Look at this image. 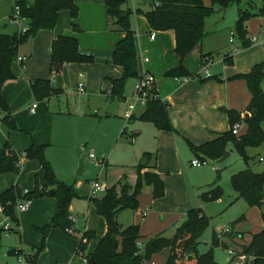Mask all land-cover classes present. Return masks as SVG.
<instances>
[{
  "label": "rangeland",
  "instance_id": "obj_1",
  "mask_svg": "<svg viewBox=\"0 0 264 264\" xmlns=\"http://www.w3.org/2000/svg\"><path fill=\"white\" fill-rule=\"evenodd\" d=\"M13 1L0 0V32L8 33L19 27L18 22L21 27L26 26L25 19L10 20L9 12ZM25 1L32 2L33 0ZM254 1L256 7L249 8L251 15L245 21L246 38L249 40L257 35L263 45L250 43L238 52L231 53V47L240 46L241 42L234 33V26L238 19L237 6L230 4L226 8H221L217 4H212L211 0H202L205 6L213 7V12L204 19V38L184 58L183 65L191 74L188 79L204 82L205 65L200 62L202 59L199 58V54L200 52L202 54L211 52V60L207 63V70L211 77L207 80L219 83L233 81L230 85H232L234 95L229 96L230 90H224L223 87H205L192 89L185 97H178L177 104L172 110L174 123L186 131L193 132V135L191 133L190 135L196 140L205 138L202 141L204 142L207 134L210 136L208 132L211 130L210 127L220 131H226L230 127L226 112L210 109L211 101L227 100L236 106L225 105V107L235 109L240 114H243L244 110L246 111L249 93L245 81L242 79L229 80L228 77L248 71L252 64L264 62V16L257 13L260 0ZM152 4L153 0H126L122 7L132 10L129 20L131 28L135 31L138 68L141 70V54L144 53L149 58L147 66L152 68L154 74L159 75L157 80H160L161 77H166L164 74L168 70L179 64V58L173 49L172 30H151L155 33L156 39L149 41L148 31L150 28L144 18V13L151 9ZM19 29L21 28H17V31H20ZM115 29V33L120 36L118 28L115 27ZM230 37L233 39L232 44L228 42ZM42 45V39L34 37L19 45L17 52L18 54L34 52L33 64L41 74L39 76L49 75L50 77V58L48 64L43 65L42 56H37ZM226 53L232 54L231 60H226ZM14 62L16 63V60ZM28 62L29 58L27 64ZM15 69L22 72L18 63ZM198 74L200 77L197 76ZM167 77V79L173 78ZM133 86V79H128L124 84L122 97L104 93L77 94L73 89L72 92L67 93V97H62L59 100V110L55 109L53 112L61 115H54V134L47 149V158L52 160L53 169L56 170L58 179L75 188L76 182L80 180L81 189L79 191L85 192L89 188L90 181L106 182L107 170H113L115 165L135 166L141 162L143 153H152L150 162L154 161V157L159 159L161 179L164 182V195L160 198H153L151 186L143 184L138 196V207L135 210H122L118 214L117 220L120 226L122 228L130 225L138 226L140 237L136 243L141 242L144 245L147 240L162 231H164L165 237H171L174 234L176 222L185 219L188 210L200 208L208 218V227L198 239V253H204L210 249L211 234L216 231L220 243L212 248L216 264H244L245 259L241 257L244 246L250 243L252 235L259 232L263 225L261 211L264 210V197L260 207L251 206L241 198L236 199L237 194L231 187L230 177L246 168L254 172L263 171L264 144L247 148V162H244L242 156L229 145L227 149L230 151V155L222 162L207 159L206 164L193 167L190 162L197 157L189 146V142L193 141L188 137L183 135L184 139L182 134L176 135L169 133L173 131L166 130L161 131L168 133H159V129L152 123L138 118L131 122L124 119L123 114L131 102ZM261 87L264 90V79L261 82ZM104 88H106L105 85L102 86L103 90H105ZM109 90L111 91V88ZM194 91H196L195 95H193ZM40 101L38 100V102ZM32 102L34 103V100ZM141 110L142 107H136L134 113L137 114ZM170 122L173 126L172 120ZM261 126L264 130V121ZM136 132V141L132 144L128 137ZM161 149L163 151H159ZM91 151L95 154L96 159L103 158L102 164H97L96 159H91L88 156ZM79 159L84 161V172L81 176L76 175ZM212 167L216 171H212ZM11 175L17 176L13 173ZM215 186H219L221 190V194L217 198L203 199L201 197L202 194L212 190ZM71 204L76 226L83 231L84 221L88 216L86 224L92 227V230L99 236L104 229V220L91 207H89L91 212L88 213L86 198H74ZM144 210H147L145 217L141 214ZM226 227L229 228L228 231H225ZM59 231L62 233L61 230H58V233ZM55 235L56 237L52 238L53 241L50 244L48 239H44V246L41 243L39 247L31 246L28 243L16 244L13 236H2L0 264L17 263V256L9 253L12 248L22 249L25 253H34L38 248H41L38 255L39 263L50 262L54 256H58L60 261L58 260L59 262L56 263L52 261L50 264H60L61 262L68 264L67 257L71 248L68 244L66 247L60 248L58 243L62 240L58 234ZM72 238L76 239L75 236ZM33 239L38 240L37 237L34 238V235ZM168 253L169 249L163 248L142 264H163ZM76 259L77 261L75 260L72 264H82L78 258ZM179 264H193V262L183 258Z\"/></svg>",
  "mask_w": 264,
  "mask_h": 264
},
{
  "label": "trees",
  "instance_id": "obj_2",
  "mask_svg": "<svg viewBox=\"0 0 264 264\" xmlns=\"http://www.w3.org/2000/svg\"><path fill=\"white\" fill-rule=\"evenodd\" d=\"M125 1L103 0L110 24L123 33L111 53L112 63L122 68V74L119 78L111 79L110 95L119 97H122L124 84L128 79L140 77L137 69L135 31L131 28L129 20L132 10L122 7ZM157 1L159 5L146 11L144 18L151 30H172L175 39L174 52L179 58V64L168 70L165 75L173 78H189L191 74L184 67L183 60L204 38V19L212 14L213 7L205 6L202 0ZM211 2L221 8H226L230 4L237 6L238 19L234 26V33L240 39L243 47H247L249 40L246 38L245 21L251 15L249 8L256 7L255 1L211 0ZM15 5L19 7V17L26 20V26L24 30L19 29L20 31L11 34L0 33V104L4 109H7V106L1 96V87L6 80L15 78L12 64L17 57L19 45L32 39L40 30L53 29L59 12L62 10L68 12L73 30H79L78 24L74 22L78 15V7L73 0H33L32 2L17 0L12 6L11 19H13ZM257 13L264 16V0H260ZM211 54L209 52L201 56L202 64L205 65L210 61ZM49 58L51 74L58 72L64 63H90L93 61L91 55L80 51L77 39L71 35H58L52 40ZM228 79L245 81L250 95L246 108L249 115L242 117L236 110L222 108L227 114L229 129L200 145L189 142V146L194 154L201 156L200 159L217 161L231 145L242 156L244 162H247V148L264 144V130L261 126L264 121V90L261 87V82L264 79V62L255 63L248 71L236 73ZM29 88L36 100L49 98L59 92L58 89L53 88L50 79L44 78L29 80ZM155 93H157L156 89ZM137 118L152 123L159 130L174 131L169 119L167 103L160 97L149 99ZM235 122L244 123L243 130L238 135L231 131ZM3 123L11 130L17 128L14 120L10 117H6ZM45 147L46 145L39 144L32 139L31 144L20 154L11 149L7 141L4 143L0 149V174H17L22 168L23 158L25 160L34 159L42 167L47 186H40L36 182L32 190L23 191L15 185L0 193V201L10 202L7 210L19 223L14 212L15 201L21 197L33 200L38 197L50 196L47 187H53L55 191L51 196L56 199L58 211L47 225L38 230L43 233L44 238L51 228H57L69 235L72 233L73 226L69 206L71 201L79 196V193L73 185H67L55 177L53 169L45 157ZM151 154L143 153L138 165L113 167V170H107L105 192L87 197L95 207L96 213L104 219L105 233L99 238L94 249L87 252V245L90 240L95 238V233L89 230L83 231L78 238L76 254L81 256L87 264H142L151 255L158 253L163 248H168L169 253L163 264H179L183 258H186L187 261L192 260L193 264H216L212 255V248L220 244L216 231L211 234L210 249L204 253L197 251L198 239L208 227V218L200 208L188 210L185 219L175 227L171 237H165L164 231L159 232L144 243L142 250L136 243L140 237L138 226L130 225L124 228L120 226L117 220L118 214L122 210H135L138 207V196L143 184L151 186L153 198H160L164 195V182L157 173L152 171L141 173L144 168L154 167V163L149 165ZM117 168L123 170L120 171ZM129 171L135 175L132 183L126 179ZM116 172L120 173V176L113 182V173ZM230 184L237 194L236 199L241 198L251 206H261L264 197V170L261 172H254L249 168L240 170L231 175ZM220 194L219 186H215L212 190L202 194L201 197L214 199ZM261 219L263 224L261 230L252 235L250 243L244 246L242 253L253 257L251 264H264V210L261 211ZM1 238L0 232V241ZM15 250L12 248L9 253L12 255ZM40 251L41 248H38L30 254L28 264H37L36 259ZM244 264H248V262L245 261Z\"/></svg>",
  "mask_w": 264,
  "mask_h": 264
},
{
  "label": "crops",
  "instance_id": "obj_3",
  "mask_svg": "<svg viewBox=\"0 0 264 264\" xmlns=\"http://www.w3.org/2000/svg\"><path fill=\"white\" fill-rule=\"evenodd\" d=\"M15 1L16 0L13 1L12 6ZM73 1L76 3L78 7V15L74 19V22L78 24L79 30H73L71 26V18L69 17L68 12L66 10L60 11L57 22L53 29L40 30L34 36L35 38L40 37L43 41L41 51L38 50L37 56H40V55L42 56L41 58H42L43 65L48 64V59L50 57V45H51L52 40L56 38L58 35H71L77 39L80 51L82 53L91 55L93 57V61L90 63H64L61 66L60 70L56 72L55 74H51L50 77L49 75L39 76L41 74L38 72V70L33 64L34 52L29 51L28 53L26 52L25 54H18L17 52V56L25 57V59L22 62H19L15 59L16 63L13 62L12 64V71L15 75V78L6 80L1 87V96L7 106L9 117L14 120L17 128L14 130H11L4 123L0 124V149L3 147L4 143L7 141L11 149L21 154L31 144L32 139H34L37 143L46 145L45 157L48 160L47 149L50 146V143L52 141V137L54 134L53 133L54 115L60 114V113H55L53 111L55 109L59 110V105H58L59 100L62 97H67L68 95L67 93L72 92L73 89H75V92L77 94L91 95V94H97V93H104V94L110 95L109 89L111 88V79L119 78L122 74V68L112 63L111 53L115 46V43L123 36V33L119 31L120 36H118L115 33L116 29L109 22V19L105 12V6H104L103 0H73ZM154 1L155 0H153V2ZM12 6L10 8L9 18L11 15L10 13L12 12ZM152 7H153V4L151 5V8ZM10 20H13V19L10 18ZM17 28L11 30L7 34L16 32ZM151 32L152 31L150 28L148 31V39L149 41H154L156 39V35L154 36V39H150L149 33ZM0 33H4V32H0ZM254 37H256V40L251 41L249 39V44L254 43V44L263 45L262 41H259V38L257 35H255ZM173 38H174V34H173ZM228 42L232 44L233 39L230 37L228 39ZM174 45H175V39L173 42V49H174ZM239 45L240 46H232L231 53H236V51L238 52L239 50L244 48L241 42L239 43ZM231 53L225 54L227 61L232 59ZM202 55L203 54L200 52L199 54L200 59ZM144 56H145L144 53L141 54V57H144ZM28 58H29V62L27 64ZM200 62L203 63L202 60ZM17 63L20 69L22 70V72H19L18 70L15 69ZM148 63H149V60L148 62L142 61L141 70L138 68V65H137V69H138L139 75L144 72H150L153 74L154 79H155V89L157 93L160 94L159 95L160 98L165 103H167V111L169 114V119L170 121L172 120V123L174 126L173 127L174 131L169 132V133L176 134V135L182 134L181 136L183 138L184 136H186L190 140H192L193 141V142L191 141L192 144L200 145L208 140L215 138L216 136H218L219 133L224 132V131L216 130L210 127L211 130H208V132L210 133V136L209 134H207L208 139L206 138L204 142L202 141L205 138H200L199 140H196L190 135V133L193 135V132L186 131L174 123L172 110L177 104L176 100L178 99V97L180 96L185 97L187 93L192 89L196 90V89H201L205 87H209V88L223 87L224 90L225 89L230 90L229 96L230 95L232 96L234 94L232 92L233 90L232 85L230 84L233 81H226L223 83L222 82L219 83L213 80H207L208 78L211 77V74L209 72H208L209 76L204 77L203 79L204 82H198L191 78L190 79L183 78L179 80V79L170 77L173 80L167 79L168 77L165 74L164 75L167 78L161 77L160 80H157V76L159 75L154 74V72L152 71V68L147 66ZM252 65H250V67ZM197 76L200 77L199 74ZM39 77H49L45 79H50L51 85L53 86V88H56L59 90L57 94H53L49 98H45L43 99V101L41 100L40 102H38V100H36L33 97V94L29 88V80L39 78ZM136 79H133L134 83ZM78 83L83 84V87H84L83 93H79L77 91ZM104 85L106 87L104 88L105 90L102 89V86ZM195 92L196 91L193 92V95H195ZM249 99H250V95H249ZM33 100H34V103H36V106L32 109ZM225 105L230 106V107L236 106L235 104L228 102L227 100H224V101L213 100L210 102L209 107L212 110H216V111L218 110L221 112L222 108L230 109V108L225 107ZM143 110L144 108H142V110L139 113L137 114L134 113V115L130 118V122L133 119L137 118L142 113ZM60 112L62 111L60 110ZM246 113L249 115V113L245 110L243 114H240V115L243 117L245 116ZM158 131L159 133L164 132L161 130H158ZM164 133H168V132H164ZM132 134L136 135L137 132L132 133ZM135 141H136V137L134 141L130 143L133 144L135 143ZM159 151H163V150L161 149ZM196 157L197 159L201 158V156H197V155ZM22 160H23L22 168L16 174L17 175L16 177L12 176L11 173L0 174V193H2L6 189L12 186H15V185L18 186L23 191L32 190L36 182L40 186H43V185L47 186L46 181L44 180L43 170L39 162L34 159L25 160L23 158ZM48 161L53 169L54 167H53L52 160L49 159ZM154 161L149 162V165L154 163V167L144 168L141 170V173L144 171H152V172L157 173L161 178V170H160V163H159L158 157H155ZM115 166L122 167L123 165H115ZM191 166L199 167V166H194L192 164ZM123 167H132V166H123ZM117 169L118 170L120 169V171L123 170L121 168H117ZM211 169L212 171H216L214 167H212ZM53 172H54L55 177L58 179L55 169H53ZM119 176H120V173L118 172L113 173V182L116 179H118ZM134 178H135V175L131 171H129L127 173L126 179L130 183H132L134 181ZM59 181L63 182L62 180H59ZM80 182H81L80 180L76 182L75 184L76 188L74 187L79 193V196L76 198H86L87 204H88L87 205L88 213L91 212V209L94 210V212H96L93 204H91L87 199L88 190H86L85 192L79 191L81 189L80 188L81 186H79ZM50 188H53V187H50V186L47 187L48 193H49ZM49 194L50 196L34 198L33 200H31L30 204L28 205L25 211L18 213L19 233L14 236V240L16 236H19V244L28 243L31 246L39 247L41 246V243L43 245L44 239H48L47 241L50 244V242L53 241L52 238L56 237L55 234H58L62 240L60 243H58L59 247L60 248L66 247V245L68 244L71 248V250L69 251L68 257H67L68 264H72L75 260L77 261L76 258H78L82 262V264H87L83 258L78 257L75 254V250L78 244V238L80 237L83 231L89 230V231H93L94 233L95 231L92 230L93 229L92 227L86 224L88 216L87 217L85 216L86 219L84 221L85 223L83 225V231L78 226H76L75 224L76 222L72 215V204H70L69 206L70 217L73 218V226H72L73 231L71 234L67 235L64 232L61 233L60 231L58 233L59 229L51 228L49 229V231L47 232L44 238L43 233L40 230H38L40 228H43L45 225H47L51 221L52 217L58 211L56 199L51 196L54 193L53 194L49 193ZM89 207H91L90 210H89ZM141 214L143 217H145L147 215V210L142 211ZM98 216L102 218L100 215ZM182 221L176 222L175 227H177ZM30 226H31V229H30ZM105 230H106V224L104 221V229L102 230L99 236H97L95 233V238L89 241L87 245V252H90L94 249L99 238L105 233ZM26 232H27V235H26ZM41 234L43 237L41 236ZM33 235H34V238L35 237L38 238L37 241H35L34 239L32 240ZM72 236H75L76 239L72 238ZM39 239H40V245H39ZM49 246H52V245H49ZM58 260H59V257L54 256L53 260H51L50 262L44 263V264H50L52 263V261H55L56 263L60 261ZM36 261H37V264H43V263H39L38 256H37ZM60 264H63V263L61 262Z\"/></svg>",
  "mask_w": 264,
  "mask_h": 264
},
{
  "label": "built area",
  "instance_id": "obj_4",
  "mask_svg": "<svg viewBox=\"0 0 264 264\" xmlns=\"http://www.w3.org/2000/svg\"><path fill=\"white\" fill-rule=\"evenodd\" d=\"M159 5V2L155 0L153 2V7H156ZM19 7L17 5L13 8V20L18 21L19 19ZM21 19V18H20ZM20 30H24V27L20 26V22H18ZM155 33L152 31L149 33V38L154 39ZM251 41H255L256 37H251ZM25 57L17 56L16 60L19 62L24 61ZM148 57L144 56L142 57L143 62H148ZM23 66V65H21ZM205 76L208 77L209 73L207 70V63L205 64ZM176 79H183V78H176ZM77 91L79 93H83L84 87L82 83L77 84ZM160 97L158 93H155V79L152 73L150 72H144L140 74V77L136 79L132 95L130 97V104L128 105V108L125 110L123 117L126 120H130V118L134 115V111L136 107H142L145 108L146 103L151 98ZM36 106V103L32 104V109ZM31 109V110H32ZM6 117H9V112L7 109H4L3 106L0 104V124L3 123L4 119ZM242 127H244L243 122H235L232 127L231 131L233 134L238 135L241 132ZM129 141L133 142L135 139V135L131 134L129 135ZM91 159H96L95 154L93 151H91L88 155ZM97 164H102L103 158L100 160L96 159ZM207 163V159H192L191 164L194 166H200ZM106 190V185L104 182H100L98 180H93L89 182V188L87 191V197L97 196L99 194L104 193ZM31 199L27 197H21L17 199L14 203V212L16 216L18 217V213L25 211L30 204ZM10 205V202H1L0 201V232L2 236L9 237V236H15L19 232V223L15 221L13 216L8 212L7 206ZM145 215V213H144ZM229 228L226 227L225 231H228ZM137 246L139 249L142 250L143 244L141 242H137ZM14 255L17 256V263L16 264H28V257L30 256V252L25 253L22 249L18 250L19 248H15ZM241 257L245 259V261L248 262V264H251V260L253 259L252 256H246L245 254H241Z\"/></svg>",
  "mask_w": 264,
  "mask_h": 264
},
{
  "label": "water",
  "instance_id": "obj_5",
  "mask_svg": "<svg viewBox=\"0 0 264 264\" xmlns=\"http://www.w3.org/2000/svg\"><path fill=\"white\" fill-rule=\"evenodd\" d=\"M245 116H248V114L246 113ZM229 154H230L229 151H226L224 153V155L217 160V162H222L223 160H225L229 156ZM83 172H84V161H83V159H79L78 167L76 170V175L81 176L83 174ZM54 191L55 190L53 188L49 189V193H51V194H53ZM15 242H16V244H19V236L15 237Z\"/></svg>",
  "mask_w": 264,
  "mask_h": 264
}]
</instances>
